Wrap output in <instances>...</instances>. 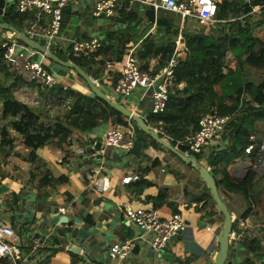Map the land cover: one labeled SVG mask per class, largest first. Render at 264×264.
<instances>
[{"label":"crops","instance_id":"obj_1","mask_svg":"<svg viewBox=\"0 0 264 264\" xmlns=\"http://www.w3.org/2000/svg\"><path fill=\"white\" fill-rule=\"evenodd\" d=\"M5 2L4 11L9 6H15L16 0ZM123 2L124 0L119 1V8L111 18L94 17L90 0H78L69 4L65 8L66 19L61 21L60 38L48 47L45 42L41 45L49 53L54 51L69 55L67 39L72 37L87 39L101 35L106 42V33L109 30L129 29L130 24L118 14L121 9H125L122 7ZM135 4H140V8L137 9ZM144 6L133 1L126 11L132 9L135 13ZM158 11L153 10L154 13ZM0 22L4 23L3 15L0 16ZM174 23L180 26V19L177 17ZM187 23L192 28L205 27L196 20H189ZM248 24L250 25L249 22ZM259 24L253 33L264 41V21ZM130 27L131 30L135 29L136 35H140L155 31L156 24H147L140 17ZM208 28L206 26L205 31ZM4 31L0 29V38ZM102 57L104 64L100 67L97 79L86 74L107 97L124 105L133 114L142 116L146 121L147 113L142 107L141 92L136 91L129 97L119 98L112 84L117 72L106 68V62L111 63L115 55L109 51ZM34 58L55 74L57 84L64 89L95 96L85 80L73 69L59 65L38 51ZM155 63L152 61L151 65ZM235 66L236 61L232 59L231 69ZM248 74L253 81L259 82L264 79V68L249 69ZM14 95L22 108L32 110L38 105L43 106L51 118L61 114L65 103L58 97L43 99L35 90L25 86V83L14 87ZM27 96L37 98L36 104L30 105L32 107L23 103ZM26 100L30 101L29 98ZM52 123L65 126L58 121ZM117 126L120 125H114L109 120L85 133L72 129L70 143L52 140L39 145L35 149L38 159L55 176L65 177L63 182L55 185H41L37 176L32 180V165L23 159L24 156H11L4 163H0L6 166L5 173H0V212L12 215L15 221L14 232L21 242V252L27 253L37 246L32 255V261L37 264H168L165 255L172 258L173 264H215L217 238L223 228L224 217L217 209L215 200L198 170L148 134L143 132L150 139L143 137L141 130L137 131L135 145L131 150L109 149L101 153L100 150L88 149L93 147L94 138ZM250 128H254V131L251 134L253 138H248V144L253 146L252 155H258L261 145L264 144V119L254 118ZM162 139L174 143L167 137ZM82 147L83 153L78 152ZM218 147L224 148L225 143L205 147L198 155L191 152L187 155H196L197 165H203L209 170L221 194V174L216 173L215 166L209 162L210 156L216 155ZM249 166V161L243 155L228 165L226 173L231 179L241 181ZM131 174L139 175V179L123 184L121 178ZM143 181L144 185L140 188ZM96 183L100 184L99 189L96 188ZM26 185L30 188L29 195H25ZM258 186L264 187V176L251 186L254 198L252 205L246 203L241 195L232 194L233 198L228 200L221 194L231 211V217L248 218L245 228L232 220L234 235L230 234L228 239V253L224 264H242L249 259L253 264H264V193H258ZM122 205L133 210L155 208L166 216L178 213L186 220L187 225L183 233L161 255L139 245L137 253L132 252L123 261L107 259L106 253L110 245L132 234L126 220L117 210ZM60 209L65 212L60 213ZM55 215L66 216L72 225L55 223ZM252 239L259 245V253H252L249 249L248 243ZM70 243L79 248V255L59 248L60 245ZM0 264L8 263L6 259L0 258Z\"/></svg>","mask_w":264,"mask_h":264},{"label":"trees","instance_id":"obj_2","mask_svg":"<svg viewBox=\"0 0 264 264\" xmlns=\"http://www.w3.org/2000/svg\"><path fill=\"white\" fill-rule=\"evenodd\" d=\"M260 1L263 0H221L215 15L217 22L213 34H205L201 29L186 32L188 53L173 69V80L165 110L146 115L149 127L156 129L161 138L167 137L175 143H183L186 137L198 130L200 119L208 112L216 110L221 115L230 116L231 119L221 135L225 147H218L216 155H211L209 162L215 166L214 171L221 174L219 186L222 196L229 200L233 198L232 194L241 195L249 205H252L254 200L251 186L257 174L250 171L243 180L235 181L228 177L226 169L236 158L242 157L250 145L248 138L254 131V128H250L253 119H264V79L255 82L248 77L249 69L264 68V41L253 33L260 24L249 25V20L245 23L240 20L242 15L251 11L253 4ZM139 5L135 4L137 9L140 8ZM118 14L130 25L141 17L147 24L155 23L156 29L140 35H136L135 29L131 30L130 25L127 30H109L106 33V42L102 37V46L90 56L75 57L71 49L69 55L54 51L51 53L62 62L69 61L77 65L95 79L104 64L102 56L112 51L115 59L119 60L130 42L138 44V60L142 70L154 72L164 66L172 57L175 45L172 42H164L163 37L169 33H178L179 25L174 23L178 16L175 18L174 13L165 10L154 13L147 6L135 13L132 9H121ZM30 18L31 15L17 13L14 5L9 6L3 14L4 23L19 30L25 20ZM247 19L248 17L245 18ZM227 53L232 55L236 66L233 69L227 67L224 71ZM152 61L156 62L153 66ZM116 77L112 81L113 85ZM24 83L9 71L0 57V118L7 122L11 132L22 139L27 150L23 159L32 165L31 179L37 176L41 185H55L63 182L65 177L55 176L38 159L35 149L39 145L52 140L70 143L72 129L85 133L109 120H112V124L120 126L135 124L132 119L122 116L101 98L74 93L59 84L52 90L37 84L25 83V86L35 90L43 99H49L53 95L63 100L65 103L60 115L51 118L40 105L37 109H24L14 95V87ZM46 119L64 123L65 126ZM140 134L150 139L143 132ZM9 141L4 139L2 142L9 144ZM0 155L3 157L0 163H4L9 156H19V153H12V147H5L0 149ZM143 185L144 181L140 188ZM248 247L252 253L260 252L255 239L249 241ZM242 264L253 263L249 259Z\"/></svg>","mask_w":264,"mask_h":264},{"label":"built area","instance_id":"obj_3","mask_svg":"<svg viewBox=\"0 0 264 264\" xmlns=\"http://www.w3.org/2000/svg\"><path fill=\"white\" fill-rule=\"evenodd\" d=\"M78 0H16L15 10L20 14H31V18L25 20L21 31L31 40L45 42L48 47L52 42L60 38V25L65 8ZM120 0H90L92 3V15L94 17L111 18L119 8ZM140 2L154 11L165 10L176 14L180 19L178 33H169L163 37L164 42L174 43V53L169 61L156 71H144L138 60V44L128 43L119 60L114 59L111 63L106 62V68L117 72L114 84V92L119 98L131 96L136 91L141 92V102L147 114L160 113L165 110L169 99V87L173 80V69L180 60H183L188 49L186 46L185 33L198 31L200 28H192L187 22L196 20L205 27L201 30L205 34H213L215 29V15L221 0H124L122 7L129 9L131 2ZM252 2L253 0H245ZM248 17L247 20L245 18ZM241 22L264 21V0L253 4L251 11L240 17ZM206 26L208 30L205 31ZM0 41V57L8 66L9 71L26 84H37L52 90L57 85L55 74L48 71L43 63L34 58L36 50L27 47L11 32L4 31ZM68 47L75 57L90 56L95 54L103 44L101 35H95L87 39L72 37L67 39ZM25 45V46H24ZM45 46V45H44ZM234 59L230 53L225 58L224 71L231 68V60ZM51 96L49 99H54ZM62 101V100H61ZM231 117L221 115L216 110L203 115L199 121V128L193 134L186 137L184 144L188 152L201 154L205 147L222 144L221 135ZM138 127L136 124L128 126H117L94 138L93 143L100 138L101 149L104 152L109 149L131 150L136 141ZM250 140L253 136L250 134ZM176 147L177 143H172ZM253 146L250 144L245 149L244 157L249 161V169L245 171V177L252 171L257 174L255 181L264 176V144L261 145L260 154L252 155ZM84 148L78 152L83 153ZM139 179V175H125L121 178L123 184H129ZM254 181V182H255ZM95 183V182H94ZM96 188L100 184L96 183ZM258 193H264V187L258 186ZM25 195L30 194L28 185L24 188ZM198 202H192L196 204ZM117 210L126 220L132 234L120 242L113 243L107 249V259L123 261L129 257L135 244L148 247L150 251L163 254L166 247L177 239L186 228V220L178 213L163 215L158 209L133 210L126 205L118 207ZM60 213L65 212L63 209ZM242 228L248 222V218L232 216ZM15 221L9 213L0 212V258L6 259L8 264H37L32 261V255L36 251L34 247L27 253H22L21 242L14 232ZM234 235V232H231ZM77 246L60 245L64 251H71Z\"/></svg>","mask_w":264,"mask_h":264},{"label":"water","instance_id":"obj_4","mask_svg":"<svg viewBox=\"0 0 264 264\" xmlns=\"http://www.w3.org/2000/svg\"><path fill=\"white\" fill-rule=\"evenodd\" d=\"M5 0H0V16L4 14V9H5ZM67 11V10H66ZM64 11V14L62 16V20L66 19V14L67 12ZM65 15V16H64ZM0 29L9 31L13 33L23 44H25L27 47L36 50L40 52L42 55L46 56L47 58L57 62L59 65H62L67 68H71L74 71L77 72L87 83V85L90 88V91L97 97L101 98L104 100L106 103H108L112 108H114L116 111H118L122 116L127 117L129 119H132L136 126L138 127L139 130L142 132L148 134L153 140H155L157 143L161 144L165 148L169 149L172 151L175 155H177L181 160L186 162L189 165H192L194 168H196L207 185V187L210 190L211 195L213 196L215 200V205L217 209L222 213L224 217V225L222 230L218 234L217 238V258L215 261V264H224L227 253H228V239L230 237V234L232 232V217H231V211L229 210L226 202L223 200L219 190L217 189V184L216 181L213 177V175L209 172V170L201 165H197V159L194 155H187L188 153V147L184 143H177L176 147L173 146L172 143H169L162 139L158 132L151 127H149L146 123V121L143 119L142 116L140 115H135L131 111H129L124 105L119 104L118 102H115L111 98L107 97L101 89H99L95 84H93L92 79L77 65H74L70 62H62L60 61L56 56L53 54L49 53L45 47H43L40 43L35 42L28 38L21 30L17 29L16 27L7 24V23H2L0 22ZM61 125V124H60ZM63 126V124H62ZM94 149V150H100L101 145H100V138L97 139V142L93 145V147H88V149ZM54 222L57 224H67L68 226H71L72 223L67 220L66 216L60 217V215H55L54 217ZM139 250V244H135L133 247L134 253H137ZM73 253H76L79 255V248H75L73 250ZM82 255V254H81ZM166 256V260L168 261V264H173L172 258L169 257L168 255Z\"/></svg>","mask_w":264,"mask_h":264},{"label":"rangeland","instance_id":"obj_5","mask_svg":"<svg viewBox=\"0 0 264 264\" xmlns=\"http://www.w3.org/2000/svg\"><path fill=\"white\" fill-rule=\"evenodd\" d=\"M250 24L251 25H254L255 23H260V21H251L249 20ZM3 35V34H2ZM43 43V42H41ZM27 98L30 99L29 100H26ZM26 99H24L23 102L25 105L29 106V107H32L30 106L31 104L35 103L36 104V101H37V98L33 97V96H27ZM23 104V105H24ZM37 109V108H35ZM6 139V140H10L9 144H3V140ZM7 147V148H11L12 147V153H19V157L21 156H26V146L25 144L23 143L22 139L16 135L14 132H11L8 127H7V122L5 120H2V118H0V149L4 148V147ZM11 156H14V155H11ZM9 156V157H11ZM9 157L7 159H9ZM6 159V160H7ZM3 160V157L0 155V161ZM6 171V166H4L3 164H0V173H5ZM232 204H234V201H231Z\"/></svg>","mask_w":264,"mask_h":264}]
</instances>
